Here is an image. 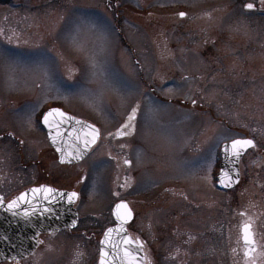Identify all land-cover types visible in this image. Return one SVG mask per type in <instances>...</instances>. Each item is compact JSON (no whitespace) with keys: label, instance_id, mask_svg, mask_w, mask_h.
<instances>
[{"label":"rangeland","instance_id":"obj_1","mask_svg":"<svg viewBox=\"0 0 264 264\" xmlns=\"http://www.w3.org/2000/svg\"><path fill=\"white\" fill-rule=\"evenodd\" d=\"M68 1L73 3L63 5L66 0H56L42 11L13 10L10 17L8 8L0 5L2 180L14 183L15 188L41 180L38 166L20 162L25 157L31 163L48 148L37 119L39 111L32 124L24 118L37 101L56 105L100 129L98 146L92 154L76 168L57 167L58 163L50 166L51 174H56L48 177L56 185L71 187L70 178L80 169L87 171L76 210L90 227H98L110 217L112 192L118 188L123 169L120 164L114 167L113 161L122 150L130 154L133 168L138 151L142 154L141 163L145 162L144 148L161 153L158 165L169 163V186L182 191L196 183L212 184V180L203 178V172L192 177L186 171L204 164L210 150L216 154L218 142L223 141L219 137H249L256 147L242 159L239 186L249 189L250 198L239 196L232 201L233 194L222 192V239L227 236L228 244L235 243L240 224L237 225L234 217H239L233 211L246 206L254 207L256 229L264 238V7L260 12L244 8L247 3L256 5L261 0H109V10L102 7L103 0ZM179 11L186 15L180 18ZM7 19L15 25L14 29L8 27ZM82 22L98 25L88 32L83 44L74 40L77 25ZM93 56L129 86L122 92H104L107 113L70 95L78 85L97 87L95 81L89 80V59ZM135 60L140 63L142 74ZM9 62L15 66L11 74L5 71ZM195 63L201 67L196 72L192 68ZM168 73L169 85L167 81L151 79L157 75L164 80ZM195 75L202 77L197 80ZM207 75L215 76L214 81L205 78ZM198 83L201 88L207 86V92L191 95L201 100L193 103L186 97L190 93L183 89H199ZM56 88L60 89L59 94ZM157 95H169V104L155 98ZM137 103L140 111L134 133L122 138L109 136ZM149 108L158 111L149 114ZM142 131V148L137 150L136 137ZM47 158L42 156L43 160ZM214 169L215 164L212 176ZM153 175L149 167H142L141 176L146 180H153ZM223 245L220 262L213 263L212 258L206 257L205 264H230V258L235 257L234 248L229 245L225 249ZM67 258L65 244L58 242L47 252H36L29 263L64 264Z\"/></svg>","mask_w":264,"mask_h":264},{"label":"flooded vegetation","instance_id":"obj_2","mask_svg":"<svg viewBox=\"0 0 264 264\" xmlns=\"http://www.w3.org/2000/svg\"><path fill=\"white\" fill-rule=\"evenodd\" d=\"M55 1L56 0H39L35 3L31 2L30 0H0V5L6 6L8 8V16L10 17L13 10L41 9L42 11L44 7L50 6L52 2ZM66 1L67 2H65L63 5H70L73 3L68 0ZM139 4L147 5V3L142 2H139ZM101 5L105 10L110 9L109 0H103ZM263 7L264 4L259 1L253 9L244 8L250 12H260ZM26 20H24L23 23H26ZM7 21L9 24L8 27L14 29L15 25L8 19ZM25 29L29 30L28 27ZM16 39H18L17 35ZM160 53L166 54L169 53V51H161ZM137 61L135 60V63L139 67L140 73L142 74L141 66L139 65L140 63ZM192 68L195 71V69L198 70L201 67H199V64L195 63ZM184 77L186 76H183L182 78ZM201 77L202 76L200 75H195V79L197 80H200ZM213 77L215 76L211 77L207 75L205 78H209L214 81ZM151 79L155 82L167 81V84L169 85V73L164 80H162L157 75H152ZM199 84L200 83H198L197 86H199ZM206 87L203 86V88L200 87L197 89L196 86H191L189 87L190 91L185 88L183 91L190 93L186 95L189 101H201L192 97L191 95H194L199 91L202 94L203 92L205 94L207 92ZM150 90L153 91L152 88H150ZM155 98L160 101H166L169 104V95L166 97L157 95ZM53 107L59 108L56 105L46 106L45 104H42L39 109L38 118L45 110ZM43 132L45 135L44 128ZM142 136H145L144 131H142V134H139L136 137L137 150L142 148L140 143ZM98 141L92 146L91 150L84 158L88 157L96 150ZM218 143V151L216 154L214 153L215 169L211 179L212 184L208 183L209 185L206 186L205 183H196L190 187L191 189L188 187L184 190L182 189V191H180L181 188L173 187L172 185L169 186V163L158 165V159H161L163 155L155 150H145L144 148L145 162L141 163L136 159V156L134 168L132 166V162L131 165H125L123 163L125 158L131 161L130 154L127 151L122 150V152L114 158V167H116L117 164H120L123 166V169L119 176L120 182L118 183V188L116 190L114 189L112 192L114 201L112 203L111 209L113 205L119 201L126 202L129 206L132 212V219L126 224L125 230L132 240H136L138 238L143 242V248L140 250L142 256L140 260H142V264H191V262H194V264H205L206 257L212 258L213 263H217L222 259L221 254L223 243H225L223 245L225 249H228L229 245L230 247L236 249L235 257L230 258V264H245V258L243 255L244 248L241 242L240 229L242 224L249 220V217H251L255 238L261 245H264V238L260 237L256 229L257 216H254L255 209L254 207L251 209L249 206H246L240 210L235 208L233 211V213L239 217V220L234 217L237 225L240 224L238 234L235 237V243L233 244V242H230L228 244L227 236L224 240L222 239V192H225V194H233L232 201L236 200L239 196L241 198L246 196L250 198L249 189L247 187L240 188L239 186V183H241L243 177V171L241 170L242 159L249 150L245 152V154L239 160L240 176L237 184L230 189L222 190L217 185V173L221 165L220 145L222 141ZM40 156L41 158L39 159ZM42 156H48L47 160H43ZM165 156L166 159L169 160V153H167ZM38 159L39 161H37ZM48 159L50 160L49 163ZM35 161L37 162L34 163ZM81 161L71 165L58 163L55 152L48 143V148L38 153L36 160H31V163L28 162L27 158L25 157L20 158L21 163L38 166V174L41 180L39 181L34 179L26 186L15 188L17 186H15L14 183L4 182L0 176V195L4 198V201L7 202L13 199L19 192L28 187L43 185L57 189L69 190L72 192L75 191L78 193L79 200L80 187L85 181L87 171L80 169L78 174L75 173L73 177L70 178L71 187L56 185V182L54 183V180H49V178H52L50 176H55L56 174V171L51 174L50 166L52 167L58 163L57 167L61 166L76 168L78 164L81 163ZM149 163L152 164L150 165ZM142 167H149V171H153L155 173V175H153L155 178L148 181L145 179V177L141 176ZM55 170L58 171L60 169L56 168ZM163 170H167V173L164 174ZM128 172L131 173V176ZM163 174L164 177L160 176ZM165 175L167 179L165 178ZM46 177L49 178L47 179ZM131 178L133 179L132 184H130ZM127 181H129L128 185ZM122 185L124 186L122 187ZM127 187L128 191L126 190ZM126 192L129 193L127 195H121V193ZM76 206L77 204L75 207ZM111 209L110 217L107 218L105 222H102V224L98 227H90L85 225V221H83V218H81L78 213L76 227L71 229L65 228L55 233L40 235L38 240L42 241L43 243L37 244L35 251L29 257L19 260V264H34V262L29 263V258L31 256H33L36 252L49 251L51 246L53 244L55 246V243L58 242L65 244V251L68 255V258L64 264H98L100 240L105 230L113 226L115 223L111 215ZM241 212L246 213V215H240ZM83 249H85V251ZM260 250L261 249L258 248L257 252ZM59 252L61 254V251ZM256 259L257 264H264V257L257 256ZM5 264H16V262L9 261L5 262Z\"/></svg>","mask_w":264,"mask_h":264},{"label":"snow or ice","instance_id":"obj_3","mask_svg":"<svg viewBox=\"0 0 264 264\" xmlns=\"http://www.w3.org/2000/svg\"><path fill=\"white\" fill-rule=\"evenodd\" d=\"M261 3L264 4V0H261ZM247 9H253L255 5L253 3H247L244 5ZM181 17L186 14L181 12L179 13ZM98 27L96 22H82L80 25H77L76 36L74 40L83 44L86 42L88 32ZM89 80L95 81L97 87L95 89L86 87L85 85H78L77 91L70 93V95H75L79 97L83 102H85L89 107H92L94 110H98L103 113H107V105H105L103 100V95L106 90H111L114 92H122L128 89V84L126 81H123L119 78L118 74L110 73L106 70L105 66L98 62L93 56L89 59ZM5 71L11 74L15 71V66L12 62H9L5 65ZM45 75H48V70L45 68ZM57 93H60V89L56 88ZM67 98V97H65ZM195 103V101H193ZM41 107V102L37 101L35 104L31 105L30 109L25 112L24 118L27 123L32 124L36 113ZM140 111V104L137 103L131 108V111L128 113L125 121L120 124L115 133H109V136L115 137H125L129 136L135 131V122L137 118V113ZM158 111V109L149 108V114H153ZM39 122H42L43 125L48 129V137L51 140L52 144L56 146L58 152L61 153V162H64L70 156L71 159H68V162L71 160H80L83 159L92 146L95 145L100 138V129L96 127L95 124L89 123L86 120L80 119L76 116L70 115L59 108H50L46 112L42 113L39 118ZM74 124L72 132L75 133L73 137L74 141V154L68 153L65 154L62 141L64 140V133L62 129L66 124ZM218 139L225 141L223 145V153L226 159H230L233 163L238 162L241 155L248 148H255L256 144L252 139H231L230 143L228 142V137H219ZM124 145H121L123 147ZM142 154L137 152V160L141 159ZM123 163L125 165H131V161L127 158L124 159ZM215 164V154L209 152V157L206 159L205 163L202 165L189 167L186 171L188 176L195 177L198 173L203 172L205 179H212V168ZM233 173H230L226 169L220 170V175L218 182L225 186L231 187L233 183L238 182L239 180V171L238 169H233ZM124 185H122L123 187ZM32 193L31 198H29L28 193H21L15 199L8 201L6 210L10 211L13 216L21 215V212L18 211L22 209V215L25 219H30L31 216L39 213L41 216L46 214H52L53 208L50 206L55 199H67L69 203H73L74 200L78 197V193L73 191L69 193L58 192V190L53 189L47 186H40L39 188H33L30 190ZM44 201L43 204L40 203L41 195ZM5 205L4 198L0 196V207ZM116 216L120 221V228L123 230V224L131 219V210L128 208V205L124 202L116 205ZM240 215H246V213L241 212ZM76 222L73 221V225ZM114 229H108L105 233V239L101 241L102 245L111 243V233ZM36 236H39V232L36 233ZM241 238L243 241L244 248V258L245 264H257V256L264 257V245H261L255 238V233L253 231V225L251 223V217L249 220L244 222L241 226ZM37 243H43L37 239ZM123 244L129 245V247H121L118 244H112V253L111 256L109 252H106L103 247L100 249V264H142V260L137 259L138 250L143 248V242L138 238L132 240L130 237L125 236L123 238ZM135 244L136 249L130 247V245ZM261 250L257 252V249ZM235 252L236 249H233ZM16 264H19V260L16 257L12 258Z\"/></svg>","mask_w":264,"mask_h":264},{"label":"water","instance_id":"obj_4","mask_svg":"<svg viewBox=\"0 0 264 264\" xmlns=\"http://www.w3.org/2000/svg\"><path fill=\"white\" fill-rule=\"evenodd\" d=\"M180 16V15H179ZM181 17V16H180ZM49 110V109H47ZM46 110V111H47ZM45 111V112H46ZM43 125V123L41 122ZM44 126V125H43ZM73 127H75L74 124H66L64 125L62 132L64 133V140L62 141L63 147L65 154L67 155L68 153H73L74 154V141L73 137L75 133L72 132ZM47 139L50 143V145L53 147L56 155L58 162L61 164H74L78 163L80 160H71V162H68V159H71L69 156L68 159H66L64 162H61V153L57 151L56 146H54L51 142V140L48 137V129L44 126ZM248 139V138H244ZM230 143V141H228ZM225 143V142H224ZM221 145L220 148V158H221V165L220 169L217 173V185L221 189H230L233 186L237 184V182L233 183L231 187H225L221 185L218 182V178L220 175V170L226 169L230 173H233V169H238L239 171V161L233 163L230 159H226L225 155L223 153V145ZM250 149V148H248ZM247 149V150H248ZM246 150V151H247ZM244 151L243 154L246 152ZM241 155V157L243 156ZM240 157V158H241ZM240 160V159H239ZM38 187H30L21 193H28L29 198H31L32 193L31 189L33 188H39ZM55 189V188H53ZM58 190V189H56ZM58 192H64V193H69L72 191H66V190H58ZM20 193V194H21ZM20 194H18L16 197H18ZM41 195V200L40 203L43 204L44 201L42 199V193ZM15 197V198H16ZM13 198V199H15ZM12 199V200H13ZM11 201V200H10ZM77 201V198L74 200L73 203H69L67 199H55L53 200L52 204L50 205L53 208V213L52 214H46L44 216H41L39 213H37L34 216H31L30 219H25L22 215V209L23 205L21 206V209L18 211L21 212V215H16L13 216L10 211L6 210L7 202H5V205L3 207H0V262L4 261H14L12 258L16 257L17 260L24 259L31 255L34 250L37 247V236L36 233L39 232V235L41 234H51L54 232H58L63 228H74L77 225V211L74 208V205ZM122 201L117 202L113 208H112V217L114 219L115 225L109 227L108 229H114V231L111 233V243L102 245L101 241L105 239V233L108 231L105 230L101 240H100V245H99V258H98V264H100V249L103 247L106 252H109L110 256L112 253V244H118L121 247H129V245H124L123 244V238L125 236L129 237L128 234L126 233L125 226L126 224L132 219H129L126 223L123 224V230L120 228V221L117 219L116 216V205L120 204ZM125 203V202H124ZM127 204V203H126ZM129 208V207H128ZM130 209V208H129ZM132 213V212H131ZM73 221L76 223L73 225ZM242 240V238H241ZM243 243V241H242ZM133 249H136V245L132 244L130 245ZM141 253L140 250H138L137 254V259H141ZM118 264V262H117Z\"/></svg>","mask_w":264,"mask_h":264}]
</instances>
